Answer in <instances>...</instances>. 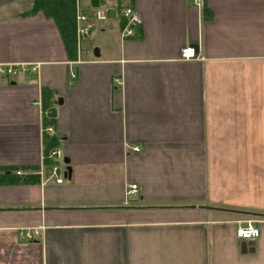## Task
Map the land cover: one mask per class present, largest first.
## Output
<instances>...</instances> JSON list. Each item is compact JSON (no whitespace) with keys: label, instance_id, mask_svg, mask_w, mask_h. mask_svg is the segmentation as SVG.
Listing matches in <instances>:
<instances>
[{"label":"crops","instance_id":"0c3cea01","mask_svg":"<svg viewBox=\"0 0 264 264\" xmlns=\"http://www.w3.org/2000/svg\"><path fill=\"white\" fill-rule=\"evenodd\" d=\"M127 2L136 37L108 7L74 58L33 0H0V65L38 66L0 81V264H264V0Z\"/></svg>","mask_w":264,"mask_h":264},{"label":"built area","instance_id":"2783aa9c","mask_svg":"<svg viewBox=\"0 0 264 264\" xmlns=\"http://www.w3.org/2000/svg\"><path fill=\"white\" fill-rule=\"evenodd\" d=\"M85 1V0H79ZM193 5L198 9L203 8V0H191ZM121 18L123 19L124 26L121 32L122 39H133L136 37L137 31L141 26V19L139 15L130 7L124 8L121 10ZM106 9L103 8H93L88 6V8L80 9L76 8L75 15V33L76 40L78 42L85 41L91 36L93 29L97 22H103L107 20ZM181 58L184 60H190L194 58V52L192 49H183L181 50ZM38 71V66H7L0 65V80H12L19 75H24L30 78L35 76ZM75 74H70V80H75ZM115 83L118 84V79L115 80ZM52 137H55V132L52 127H48L44 130ZM57 137V136H56ZM132 151L138 152V148H132ZM44 159L48 160L49 163V176L45 178V183L52 181L56 185H60L64 181V174L66 171V166L63 162L64 155L62 151L58 148H52L45 155L41 157V162ZM43 172H40L42 175ZM137 193V187L131 185L126 191V197H130ZM235 236L240 241L251 242L256 240L259 237V229L252 224L251 222L246 223L245 225H239L235 230ZM20 240L23 242H30L39 238V232L33 231H21L19 233Z\"/></svg>","mask_w":264,"mask_h":264},{"label":"trees","instance_id":"16d2710c","mask_svg":"<svg viewBox=\"0 0 264 264\" xmlns=\"http://www.w3.org/2000/svg\"><path fill=\"white\" fill-rule=\"evenodd\" d=\"M122 1L123 0H90L89 5L93 8H103L100 6L106 4L105 2H108L110 3L108 7L111 8V10L119 11L124 6H122ZM38 12H41L46 18L51 19L56 24L64 48L67 52L73 54V57L75 58V0H33V5L29 13L33 15ZM44 116L43 123L44 128H46L48 125H52L51 123L54 115L49 110H45ZM60 140L61 139L56 136L49 137L48 135H45V138L43 139L44 154L52 148H56L57 143H59ZM2 177L6 176L4 175Z\"/></svg>","mask_w":264,"mask_h":264},{"label":"rangeland","instance_id":"374dc122","mask_svg":"<svg viewBox=\"0 0 264 264\" xmlns=\"http://www.w3.org/2000/svg\"><path fill=\"white\" fill-rule=\"evenodd\" d=\"M86 2H88V4L90 3V0H85ZM128 0H123L122 2V6H123V8L122 9H124V8H127L128 6V2H127ZM106 4H102V6H100V7H103L104 8V10L106 9V8H108V6L110 5V3H108V2H105ZM127 4V5H126ZM88 6H90V5H88ZM121 9V10H122ZM120 15H121V13H120ZM76 29V28H75ZM75 37H76V33H75ZM0 81H6V80H3V79H1ZM7 81H9V80H7ZM45 129H47V128H45ZM44 129V130H45ZM43 130V131H44ZM45 133H47V132H45ZM48 134V133H47ZM57 148V147H56ZM58 149H60V148H58ZM61 150V149H60ZM46 154V153H45ZM44 154V147H43V151H42V155H41V157L43 156V155H45ZM42 166L44 167V168H48L49 167V163H48V160L47 159H44V161H42L41 162V168L40 169H42ZM46 166V167H45ZM40 172H41V170H40ZM41 176H44V175H41ZM128 187L129 186H127V188H126V191H127V189H128ZM135 195V194H134Z\"/></svg>","mask_w":264,"mask_h":264},{"label":"water","instance_id":"95a60500","mask_svg":"<svg viewBox=\"0 0 264 264\" xmlns=\"http://www.w3.org/2000/svg\"><path fill=\"white\" fill-rule=\"evenodd\" d=\"M106 15L108 19H111L113 18L114 14H113V11H108ZM197 52H198V46L196 45L194 46V54H196ZM94 55H97V54L94 52ZM64 164L66 165V171H65L64 177L67 178L70 175V168L68 166L69 161L67 159H64Z\"/></svg>","mask_w":264,"mask_h":264}]
</instances>
